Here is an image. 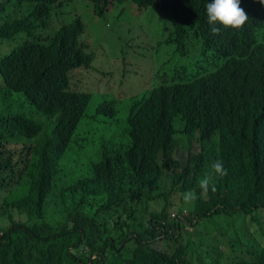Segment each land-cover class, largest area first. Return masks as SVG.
<instances>
[{"label": "trees", "instance_id": "trees-1", "mask_svg": "<svg viewBox=\"0 0 264 264\" xmlns=\"http://www.w3.org/2000/svg\"><path fill=\"white\" fill-rule=\"evenodd\" d=\"M6 1L34 6L0 24V38L25 33L0 57V92L22 107L0 114V264H264V4L240 0L243 28L213 35L212 0H90L98 15L160 11L185 62L128 97L122 131L102 94L103 127L73 143L90 98L72 80L92 60L85 25L70 12L49 27L68 0ZM217 160L228 174L205 194Z\"/></svg>", "mask_w": 264, "mask_h": 264}, {"label": "rangeland", "instance_id": "rangeland-1", "mask_svg": "<svg viewBox=\"0 0 264 264\" xmlns=\"http://www.w3.org/2000/svg\"><path fill=\"white\" fill-rule=\"evenodd\" d=\"M67 2L64 7L67 12L55 11L49 27H58L62 21L69 20L70 12L78 14L85 25L82 39L87 44V52L92 57L87 68L80 67L73 70L74 72L81 70L82 77L72 74V80L76 86L90 93L85 116L73 137V143H78V138L82 137L85 131L103 127V121L107 115H94L96 107L102 102V94L116 100L117 113L114 118L117 122L113 127L115 130L122 131L131 105L128 97L158 83L163 72L182 64L185 58L175 50L169 21L160 11L152 7L143 8L140 12L133 5H130V9L127 10V7L121 8V3H117L110 6L102 15H98L94 12L93 3L90 0H68ZM0 6H4L2 10L0 8L1 24L11 20L13 14L19 17L28 12L34 4L27 2L14 4L0 0ZM129 21H133L132 25ZM24 39L25 33H20L13 38H0V57L20 45ZM89 87L94 89L89 91ZM15 95L23 96L20 92H16ZM21 109L17 102L6 99L0 92V114L20 112ZM85 123L88 124L85 125ZM173 126L176 130L174 138L177 145L185 149L188 139L183 133L178 132L181 121L177 117L173 119ZM95 137H98V133ZM73 146L77 148V144ZM192 148L195 151L198 150L195 142L192 143ZM182 152L180 148L177 156L186 155V152ZM70 156L73 157L74 154L71 152L68 157L71 158ZM184 209L182 213L185 212ZM187 229L194 230L189 224Z\"/></svg>", "mask_w": 264, "mask_h": 264}, {"label": "clouds", "instance_id": "clouds-1", "mask_svg": "<svg viewBox=\"0 0 264 264\" xmlns=\"http://www.w3.org/2000/svg\"><path fill=\"white\" fill-rule=\"evenodd\" d=\"M260 3L264 4V0H260ZM205 7L207 23L213 35H218L221 32V28L241 30L249 20L244 9L240 7V0H212ZM227 174V169L223 166V163L217 160L211 164V170L205 172L199 179V187L205 194L209 189L214 192L216 190V178L222 179ZM181 195L185 204H193L197 199L196 193L192 190H188Z\"/></svg>", "mask_w": 264, "mask_h": 264}, {"label": "built area", "instance_id": "built-area-1", "mask_svg": "<svg viewBox=\"0 0 264 264\" xmlns=\"http://www.w3.org/2000/svg\"><path fill=\"white\" fill-rule=\"evenodd\" d=\"M172 216H174V213H172Z\"/></svg>", "mask_w": 264, "mask_h": 264}]
</instances>
